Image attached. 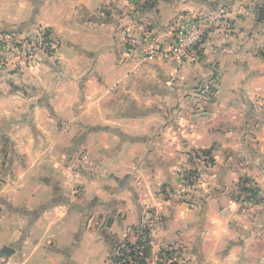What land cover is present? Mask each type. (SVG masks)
I'll use <instances>...</instances> for the list:
<instances>
[{
  "label": "crops",
  "instance_id": "crops-1",
  "mask_svg": "<svg viewBox=\"0 0 264 264\" xmlns=\"http://www.w3.org/2000/svg\"><path fill=\"white\" fill-rule=\"evenodd\" d=\"M184 11L223 14L194 59L130 55ZM41 25L54 56L0 65V256L264 264V0H0V32Z\"/></svg>",
  "mask_w": 264,
  "mask_h": 264
},
{
  "label": "built area",
  "instance_id": "built-area-1",
  "mask_svg": "<svg viewBox=\"0 0 264 264\" xmlns=\"http://www.w3.org/2000/svg\"><path fill=\"white\" fill-rule=\"evenodd\" d=\"M224 13V11H223ZM223 14H200L194 11H184L177 14L173 22L165 31L167 40L160 41L151 34V29H143L139 34L127 27L126 40L129 53L139 60L156 58H176L179 60L194 59L208 36L217 30L218 23ZM58 42L47 27L41 25L30 35L19 32H0V65L13 70L33 68L40 60V54L54 56L58 50ZM264 53V50H263ZM195 156L208 166H212V158L204 151H198ZM193 179V178H192ZM189 180V179H188ZM195 180H191L192 187ZM254 185L250 182L244 185L242 200L247 201L252 197ZM156 229L151 223L149 245L155 241ZM127 253L134 252V257L129 255L128 264H140L144 259L146 246L136 244L134 247L124 246ZM0 264H9L0 256ZM157 264H174L172 260H163Z\"/></svg>",
  "mask_w": 264,
  "mask_h": 264
},
{
  "label": "trees",
  "instance_id": "trees-1",
  "mask_svg": "<svg viewBox=\"0 0 264 264\" xmlns=\"http://www.w3.org/2000/svg\"><path fill=\"white\" fill-rule=\"evenodd\" d=\"M252 195H253V193H252ZM131 247H134V245H132ZM129 255L134 257L135 254H134V252L127 253L125 251L124 246H123L122 248H120L118 255L115 256L113 264H128L126 258Z\"/></svg>",
  "mask_w": 264,
  "mask_h": 264
},
{
  "label": "rangeland",
  "instance_id": "rangeland-1",
  "mask_svg": "<svg viewBox=\"0 0 264 264\" xmlns=\"http://www.w3.org/2000/svg\"><path fill=\"white\" fill-rule=\"evenodd\" d=\"M197 152V151H196ZM197 158V157H196ZM199 161H200V159L199 158H197ZM206 167H208L206 164H204ZM208 168H210V167H208ZM248 182H250V181H245V182H242V185H243V189H242V192H241V196L243 195V192H244V185L246 184V183H248ZM253 184V183H252ZM195 185V184H194ZM254 185V184H253ZM254 191V190H253ZM253 191H252V193H253ZM71 223H72V219L70 218V220H67L66 221V225H71Z\"/></svg>",
  "mask_w": 264,
  "mask_h": 264
},
{
  "label": "water",
  "instance_id": "water-1",
  "mask_svg": "<svg viewBox=\"0 0 264 264\" xmlns=\"http://www.w3.org/2000/svg\"><path fill=\"white\" fill-rule=\"evenodd\" d=\"M12 252V250L10 249V247H5L3 253L4 254H10Z\"/></svg>",
  "mask_w": 264,
  "mask_h": 264
}]
</instances>
